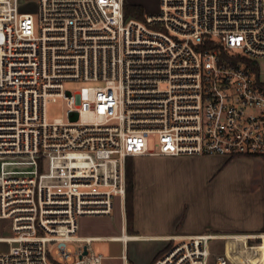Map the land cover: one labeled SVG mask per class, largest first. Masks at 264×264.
I'll list each match as a JSON object with an SVG mask.
<instances>
[{
  "label": "built area",
  "instance_id": "1",
  "mask_svg": "<svg viewBox=\"0 0 264 264\" xmlns=\"http://www.w3.org/2000/svg\"><path fill=\"white\" fill-rule=\"evenodd\" d=\"M19 1L0 0V264H103L78 220L125 204L129 158L264 159V0H160L143 20L129 0ZM220 239L175 238L153 264H209Z\"/></svg>",
  "mask_w": 264,
  "mask_h": 264
},
{
  "label": "rangeland",
  "instance_id": "2",
  "mask_svg": "<svg viewBox=\"0 0 264 264\" xmlns=\"http://www.w3.org/2000/svg\"><path fill=\"white\" fill-rule=\"evenodd\" d=\"M129 3L140 5L146 14H158L160 10V0H129ZM19 12L31 13L36 17L37 2L20 0ZM87 85L93 84L72 81L66 82L64 88L75 92ZM66 108L63 99L50 102L46 108L48 121L65 120ZM155 146L156 139L151 138L150 148L154 149ZM129 160L134 167L137 184L136 201L139 212L137 223L141 233L176 229L186 219H188L186 225L192 226L199 216L207 214L225 222L226 219L219 215L220 212L237 216L245 209L250 210L264 203V162L255 158L229 160L231 162L228 161L227 165L224 157L183 156L172 159L143 157ZM78 221L81 228L80 235L91 234L97 227H102L104 231L114 228V234H121L120 215L82 217ZM12 236L11 222L0 221V238ZM260 236L264 234L248 241L247 245L249 247L260 245L264 241ZM76 246L71 247L75 249ZM154 246L157 247L158 243L130 242L124 245L121 242L108 240L91 243L93 252L106 258L103 264H124L121 259L122 254L127 260L128 257H134L136 264H145L153 253ZM171 246L172 244H169L159 257ZM227 248V239L213 242L209 264H239L241 252H235L233 248L228 251ZM7 250L8 245L0 243V252ZM128 263L131 264L130 260Z\"/></svg>",
  "mask_w": 264,
  "mask_h": 264
},
{
  "label": "crops",
  "instance_id": "3",
  "mask_svg": "<svg viewBox=\"0 0 264 264\" xmlns=\"http://www.w3.org/2000/svg\"><path fill=\"white\" fill-rule=\"evenodd\" d=\"M161 157V156H156ZM143 158V157H137ZM167 159H172L171 157H165ZM178 158V157H176ZM201 158V157H199ZM211 158V157H209ZM135 159V158H129ZM128 159V160H129ZM242 159V158H237ZM258 159V158H255ZM236 159H233L234 161ZM264 162V159H258ZM229 160L226 159L225 165H227ZM231 162V161H230ZM134 170V167H133ZM136 179L134 172V233H130L127 227L126 220V202L122 205L119 201H116L113 214L115 216L120 215L121 217V234H114V228H109L104 231L102 227L94 228V231L91 234H79L82 238H91L94 241H112V242H121L124 245L132 243H158V246H154L153 253L147 259L145 264H153L154 261L158 259L162 251L170 244H173V240L178 237H190L198 235L213 234L219 236L220 238L228 240V251H231L233 248L234 251L241 252L239 264H264V241L254 247H249L247 242L253 240L250 236H258L264 234V203L263 205L252 207L250 210L245 209L241 214L236 215H227L226 213L220 212L222 218L225 222L216 220L217 218H212L210 214L206 216L201 215L197 220L192 224V226H187L188 219L183 221L182 225H179L176 229H170L168 231L152 232V233H141L139 225L137 223L139 218V212L137 208V188H136ZM139 187V186H137ZM127 199V198H126ZM118 208V209H117ZM112 214V215H113ZM218 214V213H217ZM98 217H111V216H98ZM214 217V216H213ZM84 218V217H83ZM219 219V218H218ZM81 228H79V231ZM126 236V239L124 238ZM237 237V238H232ZM122 240H127L126 243ZM260 239H264V236H260ZM222 240V239H220ZM93 241V242H94ZM123 254L121 255L122 259ZM106 260V259H105ZM123 260V259H122ZM131 264H136L134 257L130 258ZM232 260L235 259L232 257ZM236 262V261H235Z\"/></svg>",
  "mask_w": 264,
  "mask_h": 264
},
{
  "label": "trees",
  "instance_id": "4",
  "mask_svg": "<svg viewBox=\"0 0 264 264\" xmlns=\"http://www.w3.org/2000/svg\"><path fill=\"white\" fill-rule=\"evenodd\" d=\"M124 12L126 19H144V9L137 4H131L129 2L125 3ZM230 162V161H229ZM133 183H134V170L132 163H127V199H126V214H127V227L130 233H134V192H133Z\"/></svg>",
  "mask_w": 264,
  "mask_h": 264
},
{
  "label": "water",
  "instance_id": "5",
  "mask_svg": "<svg viewBox=\"0 0 264 264\" xmlns=\"http://www.w3.org/2000/svg\"><path fill=\"white\" fill-rule=\"evenodd\" d=\"M84 254H85V255L87 254V248H85V252H84Z\"/></svg>",
  "mask_w": 264,
  "mask_h": 264
},
{
  "label": "bare ground",
  "instance_id": "6",
  "mask_svg": "<svg viewBox=\"0 0 264 264\" xmlns=\"http://www.w3.org/2000/svg\"><path fill=\"white\" fill-rule=\"evenodd\" d=\"M124 238L126 239V236Z\"/></svg>",
  "mask_w": 264,
  "mask_h": 264
}]
</instances>
